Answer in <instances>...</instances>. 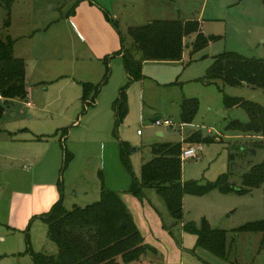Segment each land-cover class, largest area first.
I'll return each mask as SVG.
<instances>
[{
	"label": "rangeland",
	"instance_id": "1",
	"mask_svg": "<svg viewBox=\"0 0 264 264\" xmlns=\"http://www.w3.org/2000/svg\"><path fill=\"white\" fill-rule=\"evenodd\" d=\"M82 1L16 0L12 7L9 33L17 39L16 55L26 62L32 107L9 101L0 120V264H36L35 255L56 254L58 247L48 235V214L59 202L71 210L99 201L103 185L120 194L153 248L143 258L145 263L264 264V230L235 233L248 223L264 221V184L236 190L243 187V174L264 161V141L228 130L231 120L248 122L249 116L242 107H224V94L264 106V91L247 85L224 86L221 91L217 84L201 81L220 54L264 58L263 0H96L114 6L117 23H111L113 31L102 27L95 42H85L66 21L76 23L74 14ZM6 17L0 10L1 27ZM166 19L199 20L206 36L220 38L193 52L196 34L189 35L183 61L145 62L146 76L133 82L122 59L110 56L109 79L95 102L87 105L82 83L103 81L106 65L96 53L110 35L120 39L122 34L130 45L129 26ZM124 86L129 113L117 121L113 106ZM184 98L199 100L191 123L182 122ZM157 116L175 126H156ZM198 133L208 141L187 139ZM122 141L127 142L137 178L153 157V144L202 145L196 157L182 160L183 181L206 184L229 174L235 190L186 193L183 220L176 223L156 189H144L142 198L130 191L133 176L120 155ZM204 222L227 232L228 258L197 247V236L184 230L186 224L201 228Z\"/></svg>",
	"mask_w": 264,
	"mask_h": 264
},
{
	"label": "trees",
	"instance_id": "2",
	"mask_svg": "<svg viewBox=\"0 0 264 264\" xmlns=\"http://www.w3.org/2000/svg\"><path fill=\"white\" fill-rule=\"evenodd\" d=\"M16 0H0V7L5 9L7 17L0 30V120L5 115L7 102L20 100L29 102L26 79V62L15 53L16 40L7 33L11 25V10ZM264 2V0H263ZM110 19V18H109ZM114 25L116 22L111 20ZM120 32V30H119ZM196 34L193 52L206 48L220 36H206L199 20L166 19L153 20L145 25L130 27L128 37L130 45L121 33L122 46L114 55H121L130 82L143 79V65L147 61L175 62L183 59L185 39ZM106 71L100 84L82 83L83 100L93 104L101 85L110 75L109 56L104 58ZM204 84H217L223 91L224 86L237 87L247 85L264 91V58L251 59L236 52H226L215 56L208 70ZM221 84V85H220ZM127 86H124L114 102L117 121L126 118L129 112ZM183 123H191L198 110L199 100L184 98L181 103ZM226 109L242 107L249 120L241 122L231 120L227 129L242 133L247 137L262 138L264 141V106L239 97L224 94ZM67 131H64V139ZM62 137V139H63ZM189 141H208L198 134L187 137ZM187 140V141H188ZM182 143L162 142L151 146L152 159L142 166L141 177L134 176L129 159L127 142H121V158L133 178L130 191L144 197V189L154 188L164 199L168 211L176 223L183 220V198L186 193L206 194L213 189L222 191L235 190L229 183V174H224L214 182L202 184L193 180L184 182L182 177ZM245 149V148H244ZM70 154L66 152V159ZM71 157V156H70ZM234 155H230L233 161ZM103 178V173H100ZM243 187L236 190L244 192L264 184V161L254 164L242 176ZM101 199L85 207L74 206L67 210L59 202L46 217L49 239L58 247L56 254H37L36 264H152L143 258L153 250L136 225L127 205L118 192L103 185ZM264 230V221L248 223L235 230L236 235L243 231ZM184 230L197 236V247L218 257L228 258L227 232L212 229L206 222L201 228L193 224L184 225ZM234 264H239L238 262Z\"/></svg>",
	"mask_w": 264,
	"mask_h": 264
},
{
	"label": "crops",
	"instance_id": "3",
	"mask_svg": "<svg viewBox=\"0 0 264 264\" xmlns=\"http://www.w3.org/2000/svg\"><path fill=\"white\" fill-rule=\"evenodd\" d=\"M83 7H85V8H83ZM0 10H2L3 12L6 11L5 9H3L1 7H0ZM115 13L116 12L114 10V6L113 5L111 6V4L107 3L106 1L100 2V1H96V0H83L81 2V4L78 5L77 14L73 13L76 16L75 19H76V23L77 24L75 22H73L70 18H68L66 21L67 22L69 21L70 25L74 26V29L79 33L80 37L85 42L88 39L89 40H93V42H95L96 36L99 33V30L102 29V27H106L110 31H113L112 28H111V23H112L111 20H113L114 22L117 23V16H116ZM11 16H12V10H11ZM151 21H149V22H151ZM11 25H12V21H11ZM11 25H10L9 29L7 30V33L9 35H11L9 33ZM132 26L134 27V25H132ZM132 26H129L128 29L130 27H132ZM0 28H1V26H0ZM43 29L47 30V27H44ZM15 40L17 41V39H15ZM121 46H122L121 38L119 39V37H117L115 35H110L109 42L106 45H104L101 48V51L97 52L96 54H97L98 58L99 59L101 58L102 60H104L105 57H107V56L110 57L112 55L113 56H118L119 58L122 59L121 55H114V53H116L117 51H119L121 49ZM183 60H184V55H183V59L181 61H183ZM122 61H123V59H122ZM147 62H149V61H147ZM152 62H155V61H152ZM175 62H177V61H175ZM165 63H171V62H165ZM143 74H144V76H146V74L144 73V65H143ZM102 75H103V71H102ZM102 75H99V76H102ZM27 89H28V92H29V88L28 87H27ZM27 101L30 102L29 94H28V100ZM26 106L27 107H32V104L31 105H26ZM138 133H139V131H138ZM158 134L160 136L163 135V133L161 131H159ZM63 139H64V137H63Z\"/></svg>",
	"mask_w": 264,
	"mask_h": 264
},
{
	"label": "built area",
	"instance_id": "4",
	"mask_svg": "<svg viewBox=\"0 0 264 264\" xmlns=\"http://www.w3.org/2000/svg\"><path fill=\"white\" fill-rule=\"evenodd\" d=\"M31 105L30 102L27 103ZM154 124L158 127H168V126H175V124L169 119H157L155 120ZM202 145H198L197 147H184L182 148V158H194L197 156L198 149H201Z\"/></svg>",
	"mask_w": 264,
	"mask_h": 264
},
{
	"label": "water",
	"instance_id": "5",
	"mask_svg": "<svg viewBox=\"0 0 264 264\" xmlns=\"http://www.w3.org/2000/svg\"><path fill=\"white\" fill-rule=\"evenodd\" d=\"M244 85H245V83H244ZM155 119H156V120H157V119H160V116H157Z\"/></svg>",
	"mask_w": 264,
	"mask_h": 264
}]
</instances>
